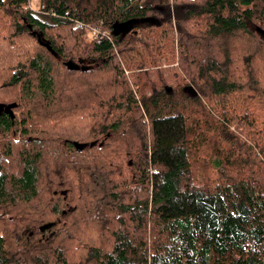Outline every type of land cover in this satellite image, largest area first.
<instances>
[{"label":"trees","instance_id":"obj_1","mask_svg":"<svg viewBox=\"0 0 264 264\" xmlns=\"http://www.w3.org/2000/svg\"><path fill=\"white\" fill-rule=\"evenodd\" d=\"M39 4L0 0V264H264V0Z\"/></svg>","mask_w":264,"mask_h":264},{"label":"rangeland","instance_id":"obj_2","mask_svg":"<svg viewBox=\"0 0 264 264\" xmlns=\"http://www.w3.org/2000/svg\"><path fill=\"white\" fill-rule=\"evenodd\" d=\"M29 6L31 7V9L32 10H34V11H36V12H39V9H40V4H39V0H29ZM11 22H10V20L8 19V17L5 15V14H3V13H1L0 12V30H2L3 29V26L4 25H6V26H9V24H10ZM57 35H59V36H61V34H57ZM85 38H86V40L87 41H90L91 40V34L89 33V31H86L85 33H84V35H83ZM5 56L6 55H1L0 54V57H4L5 58ZM15 65H16V63L15 64H13L10 60H8V59H2V60H0V69L2 70V72H1V74H0V81L2 82V81H4L5 79H7V77H4L8 72H10L11 70H14L15 68ZM135 88V87H134ZM134 90H136V89H134ZM19 99H22V98H19ZM25 111V108L24 107H22L20 110H19V115H21L23 112ZM235 115H236V118H232L231 119V124H230V129L231 130H235L236 129V127L238 126V120H239V118H243L245 115H246V113H245V111L243 110V109H239V108H236V111H235ZM140 114V109L137 107V108H135V115L136 116H138ZM232 115H234V111H229V113H228V117H232ZM210 119V118H209ZM243 120H245V119H243ZM17 136H19V134H17ZM255 136H257V133L255 132V134H254V137ZM16 139V138H15ZM3 141H6V139H3ZM117 145H119V144H116V145H114V146H117ZM243 145V144H242ZM16 163V162H15ZM14 162L11 164V165H13V164H15ZM17 164V163H16ZM6 166L11 170V171H14V172H18L17 170H16V168H14V167H10V166H8V164L6 163ZM120 179V178H119ZM33 207H36V209H34L35 210V212H38V211H36V210H38L41 206H40V204H38L37 202H34V204H33ZM75 217H78V214H75ZM61 227V226H60ZM46 235H47V233H46Z\"/></svg>","mask_w":264,"mask_h":264},{"label":"water","instance_id":"obj_3","mask_svg":"<svg viewBox=\"0 0 264 264\" xmlns=\"http://www.w3.org/2000/svg\"><path fill=\"white\" fill-rule=\"evenodd\" d=\"M81 62H82L81 59H79L78 63H81ZM66 64L70 68H76V66L74 65V63H72L71 61H67ZM83 68H85V67H83ZM94 144H95L94 142H92V143H81V142H76V141L73 142V145L75 146V148H76L77 151H81L85 147H87V146H93ZM52 225H53V223H46V224L42 225L40 227V229L41 230H45V229L50 228Z\"/></svg>","mask_w":264,"mask_h":264},{"label":"built area","instance_id":"obj_4","mask_svg":"<svg viewBox=\"0 0 264 264\" xmlns=\"http://www.w3.org/2000/svg\"><path fill=\"white\" fill-rule=\"evenodd\" d=\"M76 26L80 27V26H82V24L80 22H78V23H76ZM90 34L92 35L93 38H96L99 36V31L95 28H92Z\"/></svg>","mask_w":264,"mask_h":264}]
</instances>
